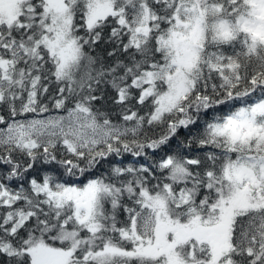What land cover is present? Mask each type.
<instances>
[{
	"label": "snow or ice",
	"instance_id": "obj_1",
	"mask_svg": "<svg viewBox=\"0 0 264 264\" xmlns=\"http://www.w3.org/2000/svg\"><path fill=\"white\" fill-rule=\"evenodd\" d=\"M0 264H264V0H0Z\"/></svg>",
	"mask_w": 264,
	"mask_h": 264
}]
</instances>
